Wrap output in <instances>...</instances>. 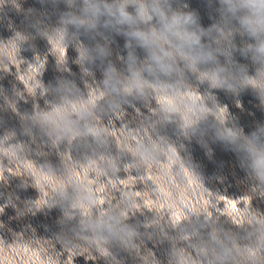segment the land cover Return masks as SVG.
<instances>
[{
    "label": "clouds",
    "instance_id": "9594fccd",
    "mask_svg": "<svg viewBox=\"0 0 264 264\" xmlns=\"http://www.w3.org/2000/svg\"><path fill=\"white\" fill-rule=\"evenodd\" d=\"M202 2L212 18L207 27L185 0H37L42 8L50 5L58 12L61 36L74 31L81 58L89 53L83 40L94 42L92 50L106 65L105 81L115 104L173 98L172 103H156L155 113L163 122L178 121L185 138H196L211 157L212 149L204 138L211 129L209 117L223 123L228 113L218 102V90L237 98L238 107L241 93L251 90L264 109V0ZM4 3L0 0V7ZM29 11L44 15L41 10ZM116 36L125 41L126 54L118 57L123 68L110 59ZM91 107L74 117L57 106L42 116L41 131L54 144L78 138L98 140L103 132L90 121ZM215 139L241 154L242 166L246 162L256 179L264 182V122L249 134L235 128L226 135L217 132ZM73 193L63 191L62 202L52 205L61 208L63 222L75 221L73 231L110 229L108 218L90 214L94 200L84 197L79 188ZM186 222L192 228L209 230L214 241L222 235L219 220L205 213H191ZM249 227L257 245L264 247V215L256 214Z\"/></svg>",
    "mask_w": 264,
    "mask_h": 264
}]
</instances>
